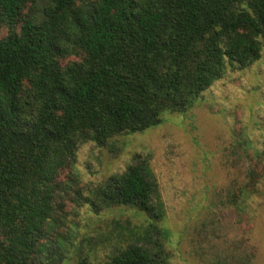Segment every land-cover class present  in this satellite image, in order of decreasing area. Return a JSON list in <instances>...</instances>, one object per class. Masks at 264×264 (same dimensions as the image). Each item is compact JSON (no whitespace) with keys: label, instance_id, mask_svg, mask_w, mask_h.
<instances>
[{"label":"trees","instance_id":"trees-1","mask_svg":"<svg viewBox=\"0 0 264 264\" xmlns=\"http://www.w3.org/2000/svg\"><path fill=\"white\" fill-rule=\"evenodd\" d=\"M0 26V264L44 263L59 172L80 143L185 112L227 68L264 52V0H0ZM86 201L148 218L141 240L106 264H168L148 156L134 154ZM253 256L244 247L214 264Z\"/></svg>","mask_w":264,"mask_h":264},{"label":"rangeland","instance_id":"rangeland-1","mask_svg":"<svg viewBox=\"0 0 264 264\" xmlns=\"http://www.w3.org/2000/svg\"><path fill=\"white\" fill-rule=\"evenodd\" d=\"M134 154L148 156L157 183L168 264H214L244 247L254 254L250 264H264V52L245 67L227 68L185 112H165L159 124L103 146L80 143L59 172L42 264H106L141 240L148 222L142 211L90 210L86 201Z\"/></svg>","mask_w":264,"mask_h":264}]
</instances>
